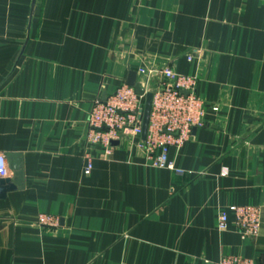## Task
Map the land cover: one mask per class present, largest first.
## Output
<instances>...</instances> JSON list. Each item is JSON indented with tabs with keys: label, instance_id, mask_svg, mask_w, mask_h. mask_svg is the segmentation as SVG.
I'll return each mask as SVG.
<instances>
[{
	"label": "crops",
	"instance_id": "crops-1",
	"mask_svg": "<svg viewBox=\"0 0 264 264\" xmlns=\"http://www.w3.org/2000/svg\"><path fill=\"white\" fill-rule=\"evenodd\" d=\"M163 67L195 76L207 105L172 167L141 137L87 146L93 101ZM0 153L4 178L9 153L23 170L0 199V264H264V0H0ZM231 205L260 207L256 236Z\"/></svg>",
	"mask_w": 264,
	"mask_h": 264
},
{
	"label": "built area",
	"instance_id": "built-area-1",
	"mask_svg": "<svg viewBox=\"0 0 264 264\" xmlns=\"http://www.w3.org/2000/svg\"><path fill=\"white\" fill-rule=\"evenodd\" d=\"M189 59H191L189 57ZM155 79L152 80V73ZM137 73L143 78L138 83L144 90L152 92V105L146 139L139 145L145 150L149 163L154 168H171L168 153L172 147H181L187 142L192 129L206 125L207 105L197 93V78L182 75L168 67L161 69L139 68ZM186 91L187 94H182ZM144 97L136 94L135 89L126 83L120 85L112 94L96 98L87 117V146L98 148L99 155L109 156L113 142L120 141L126 135L141 136L139 114ZM212 110H217L213 108ZM85 174L91 170V156ZM7 160L0 153V178L7 175ZM224 174V173H223ZM228 210L234 216V227L245 239L254 237L260 228V207L257 205H231ZM36 223L42 227H56L59 219L52 214L40 213ZM228 227L225 211L216 216V228L224 231ZM216 264H256L252 258L226 255Z\"/></svg>",
	"mask_w": 264,
	"mask_h": 264
},
{
	"label": "water",
	"instance_id": "water-1",
	"mask_svg": "<svg viewBox=\"0 0 264 264\" xmlns=\"http://www.w3.org/2000/svg\"><path fill=\"white\" fill-rule=\"evenodd\" d=\"M126 84L133 87L135 92L139 96L144 97L143 107L139 114L140 119V128H141V140L144 141L147 135L148 122L151 112L152 105V92L150 90H144L140 84L136 81V73L129 72ZM182 94H187L186 91H181ZM196 131V128L192 129V133ZM118 142H113V145H116ZM7 157L10 158L9 165L10 168L14 171L15 179L11 180L9 178H0V199L5 198L6 194L10 191H14L17 187L22 185L23 182V170L21 164V155L20 154H7Z\"/></svg>",
	"mask_w": 264,
	"mask_h": 264
}]
</instances>
